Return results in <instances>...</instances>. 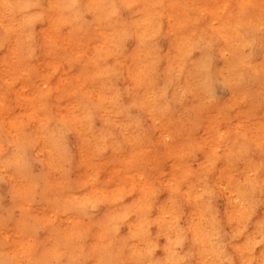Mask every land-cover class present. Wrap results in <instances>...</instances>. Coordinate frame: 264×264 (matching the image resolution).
I'll return each mask as SVG.
<instances>
[{"label":"bare ground","instance_id":"obj_1","mask_svg":"<svg viewBox=\"0 0 264 264\" xmlns=\"http://www.w3.org/2000/svg\"><path fill=\"white\" fill-rule=\"evenodd\" d=\"M56 1L47 0L46 5H40L38 10L35 7H20L25 3H35L33 0L0 2V43H9L8 47L13 44L18 48L22 39L31 41L32 23ZM223 1L222 10L201 7L203 12L199 15L186 11L184 22H190L186 29L177 27L173 21L174 16L178 17L177 20L181 19L177 10L182 0L58 2L76 16L77 13H91L96 23L114 29L115 33L122 36L118 43H122L124 48L126 38L132 37L136 52L129 59L147 72L146 65L137 57L144 52L150 73L138 80L136 87L128 83L113 87L108 100L102 93H97L90 109L85 105L80 112L74 109L71 114L62 116L57 110L58 101L55 99L57 115L52 117L53 120H46L49 116L42 119L39 114L34 115L42 120L35 123L36 133L33 136L39 138V144L37 150L33 147L34 155L37 157L36 162L39 159L47 169L31 174L35 177L34 182H29L31 191H44L43 184L49 182L50 178L52 182L49 184L52 186L60 185L62 180L72 196L66 199L73 214L78 217L91 216L87 234L75 238L72 251L61 249L56 252V264H73L71 256L75 252L84 259L81 264H264V242H261L264 241V0H260L257 5H253V0ZM162 37L168 40L165 51L156 41ZM109 43L107 47L110 49ZM45 47L43 51L47 50ZM105 53L110 55L111 52L105 50ZM128 68H131L129 64ZM94 71L96 73V69ZM96 74L100 77L99 73ZM218 85L227 91L225 100H218ZM18 97L21 100L20 95ZM22 97L25 100L24 95ZM138 106L151 121L164 119L177 126L182 122V109L190 107L189 113L193 112L202 118V127L208 131V139H199L200 145L197 146L204 151L199 161L200 170L195 171L192 164L178 162L176 166L181 169L183 183H168L166 186L167 200L171 204L179 200H185L188 204L183 225L177 220L181 214L177 211L167 216L170 205L156 198H153L156 215H151L150 207L141 196L145 192H141L140 185L134 184L129 188L130 191L125 193L127 197L122 193H117L115 197L113 192L102 188L99 192L103 198H97L100 196H94L86 188L87 182L81 183V170H77L78 186L72 184L67 175L70 171L68 166L75 162L69 155L70 151L65 149L71 129L76 133L74 143L80 149L78 157L82 162L85 152L91 154L88 148L90 143L91 148L95 143L96 150L101 153L106 148L111 150L117 145L124 147L129 142L137 141L141 136L142 120L135 118L133 110ZM174 109L176 112L170 114ZM233 110L232 116L227 114ZM60 116L62 124L58 120ZM96 119L101 120L99 129L95 128L93 122ZM216 119L221 123L217 125ZM252 119H258L259 124L263 125L261 130L255 132L252 129ZM183 121L187 125L192 119L184 118ZM223 125L229 126L227 135L221 129ZM6 135L12 138L13 145L0 144V163L12 161L15 167L10 168L12 174L9 176L17 179L21 169L22 172L26 170L28 162L23 148L19 147L21 142L13 137L12 132H6ZM146 137L152 139L150 142L153 145L151 134ZM162 141L168 145L163 136ZM28 148L30 150L31 146ZM42 152L50 155L44 161L39 156ZM191 162L194 163V160ZM61 163L62 176L65 175L63 179L58 175ZM47 170L49 175L46 174ZM210 189L214 190L211 197L208 195ZM218 196L223 199L222 210L216 203ZM241 196L248 201L245 206L249 208L248 213L241 208ZM119 199L122 201L117 205ZM209 200L211 204L205 211ZM122 203L136 205L137 209L134 213L130 209L122 213L116 207ZM99 207H102L101 212ZM102 224L111 225L106 243L100 242L97 235V227ZM123 225L126 226L125 231L121 229ZM108 226L106 232H109ZM224 234H228V238H224ZM49 236L50 233H43L38 237L37 245L34 250L31 249L30 259L25 263L20 258L16 259V254L8 252L11 256L8 258L0 249V263L36 264L35 257L39 258V263L42 241Z\"/></svg>","mask_w":264,"mask_h":264},{"label":"rangeland","instance_id":"obj_2","mask_svg":"<svg viewBox=\"0 0 264 264\" xmlns=\"http://www.w3.org/2000/svg\"><path fill=\"white\" fill-rule=\"evenodd\" d=\"M33 1L35 3H32V5L35 10H38L40 5H46L47 2V0ZM58 2L60 0H57L52 7L44 12L46 16L43 13L32 23L33 36H29L31 41L28 42L22 39L20 41L22 44L19 43L18 48L13 44L8 47L9 43L6 45L0 43V144L4 146L13 145L12 138L6 135V132H12L13 137L21 142L19 147L23 148L25 159L28 162L26 170L22 172L21 169V174H19V177L17 176V179H12L13 177L9 176L12 174L9 172L11 171L10 168L15 167L12 161L4 160L0 163V249L8 258H11L8 252L16 254L15 258H20L24 263L30 259L31 249L34 250L37 245L38 237L43 233L45 235L50 233V236L42 241L40 261L38 263L39 258L35 257V263L56 264V252L61 251V249L72 251V242L75 238L87 234L91 217L85 214L86 218L85 216L78 217V215L73 214L66 199H71L72 196L69 194L70 191L65 189L67 185L62 180H60L58 186L49 184V182H52L51 178L49 182L45 181L43 186L45 190L48 189L46 190L47 194L42 189L36 192L34 189L31 191L29 182L35 181L34 175L31 174L42 172L45 165L39 159L36 162L37 157L34 155V148L37 150L39 144V138L33 136L35 123L36 121L39 123L42 121L34 115L39 114L42 119L49 116L46 120L57 115L54 107L55 99L58 101L57 110L60 111L62 116L71 114L74 109H78L77 112H80L85 105L90 109L93 100L98 96L97 93H102L108 100L113 93V87L125 83L131 85V87L134 84L136 87L138 80L144 79L145 74L150 73L147 66V56L144 52L138 54L137 57L142 59L143 64L147 67V72L141 65L137 66L129 59V56L134 55L136 52V43L132 37L128 36L126 38L127 42L124 48L122 43L121 45L118 43L122 36L118 35L117 32L115 33L114 29L96 23L91 13L83 15L77 13L79 20L74 12H68L63 3ZM259 3L260 0H253V5ZM223 4V0H182L181 5H179L180 9L177 10L181 19L177 20L178 17L174 16L173 21L177 27L186 29L190 26L189 21L184 22L187 12L199 15L203 12L202 8L207 9L209 7L222 10ZM79 23H82L81 26ZM71 26L74 28L72 29ZM156 41L162 51L167 49L168 40L165 37L157 38ZM108 42L111 43H109L110 49L107 47ZM117 43L119 45H116ZM44 45L47 49L45 51H43ZM112 48L113 50H111ZM105 50L111 52L110 55L105 53ZM96 61L98 62L96 63ZM128 64L131 68H128ZM104 68L106 72L103 71ZM95 69L100 77L94 73ZM94 74H96L95 77ZM101 74L103 75L101 76ZM216 92L218 100L227 98V91L222 86L218 85ZM18 95H20L21 100ZM23 95L25 100H23ZM184 107L183 104L182 108ZM182 110L183 112L180 114L182 122L180 121L181 125L177 126L168 123L164 119L151 121L145 115L143 109L139 106L135 107L133 110L135 118L142 120L139 131L141 136L138 137V140L129 142L124 147L117 145L115 149L106 148L101 153L96 150L95 143L93 148H91L90 143L88 148H90L91 154L85 152L82 162L79 161L78 157L80 149L74 143L76 133L71 129L65 147L70 151L69 155L75 159V162L68 166L70 171L67 175L71 183L78 186L77 170H81V183L87 182L86 188L94 196H100L97 198H103L99 192L102 188H105L108 192H113L115 197L117 193H122L124 197H127L125 193L130 191L129 188L134 184L140 185L141 192H145L141 196L147 206L150 207L151 215H156L153 200V198H156L157 201H165L170 205L167 216L178 211L181 216L177 220L183 225L185 215L188 212V204L185 200H179L171 204L167 200L166 186L168 183L173 185L183 183L181 169L176 166L178 162L192 164L195 171L200 170L199 161L203 157L204 151L197 146L200 145L199 139H208V131L202 127V118L193 112L189 113L190 107ZM173 112H176V109L171 111L170 114H173ZM227 114L232 116L234 110ZM184 118L192 119L187 124L188 126L183 121ZM58 120L62 124L61 116ZM63 120L66 121V118H63ZM93 122L95 128L99 129L101 127L100 119ZM220 123L221 121L216 119V124ZM262 127L263 125L259 124L258 119H255L252 129L257 132L256 130H261ZM221 129H223L224 134H228L229 126L223 125ZM149 134L153 138V145L150 142L152 139L146 137ZM162 136L168 145L164 144ZM145 138H147V141H145ZM190 140L191 142H189ZM28 146H31L30 150H28ZM191 149H193L192 153H190ZM4 154L3 151L2 155ZM39 156L44 161V158L50 155L42 152ZM191 160H194V163ZM74 165L77 167L73 168ZM58 168L60 170L59 177H64L65 175L62 176V163ZM46 169L44 168V170ZM46 174H50L48 170ZM195 176L198 175L195 174ZM66 179L68 178L66 177ZM49 192L51 193L49 194ZM60 195L61 199H59ZM76 196H79V189ZM121 201L119 199L116 202L117 205ZM216 203L219 210H222L224 207L222 197L218 196ZM117 205L116 207L122 213L129 209L134 213L137 209L136 205H127L126 203H122L123 206ZM98 210L101 212L102 207H99ZM104 225L102 224L101 227L98 225V227L102 229L106 227V229L102 231L97 227V235L100 242L106 243L110 236L111 225ZM107 226L109 232H106L108 231ZM121 229L125 231L126 226L123 225ZM2 232H5V234H2ZM105 232L108 234H105ZM228 236V234H224V238H228ZM71 261H73V264H81L84 259L81 254L75 252L73 257L71 256Z\"/></svg>","mask_w":264,"mask_h":264},{"label":"clouds","instance_id":"obj_3","mask_svg":"<svg viewBox=\"0 0 264 264\" xmlns=\"http://www.w3.org/2000/svg\"><path fill=\"white\" fill-rule=\"evenodd\" d=\"M0 2H3V0H0ZM20 7L22 8V9H26V8H29V7H33V5L32 4H29V3H25V4H22V5H20ZM209 86H211V85H209ZM208 195L211 197L212 195H214V190H209V192H208ZM240 199H241V208L243 209V211L245 212V213H248L249 212V208H247V207H245L247 204H248V201L247 200H245L244 198H243V196H241L240 197ZM211 204V200H209L208 202H207V204H206V206H205V211H207L208 210V206ZM246 218V217H245ZM261 242H264V241H261Z\"/></svg>","mask_w":264,"mask_h":264}]
</instances>
